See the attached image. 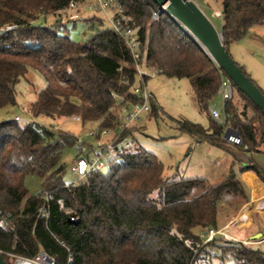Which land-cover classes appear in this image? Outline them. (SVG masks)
<instances>
[{
    "label": "trees",
    "instance_id": "1",
    "mask_svg": "<svg viewBox=\"0 0 264 264\" xmlns=\"http://www.w3.org/2000/svg\"><path fill=\"white\" fill-rule=\"evenodd\" d=\"M70 1L0 0V106L17 104L16 86L30 68L46 80L26 106L30 121L0 122V210L10 212L0 228V249L27 256L46 249L59 264L67 262L66 246L72 264H264V250L222 234L205 242L200 232L215 228L219 203L249 198L235 169L215 184L200 177L169 179L163 162L136 141L109 172L66 186L65 152L77 137L37 119L78 115L84 123L116 127L122 106L137 100L131 87L139 81L122 38L99 19L86 21L92 35L85 42L62 34L60 20L39 22ZM123 1L139 27L147 63L169 77L189 78L199 109L208 114L209 126L186 120L181 129L227 151L239 170L264 182V161L256 156L264 154L263 111L234 84L245 106L240 110L227 100L221 106L226 123L215 121L209 106L228 75L168 13L152 20V10H159L154 0ZM222 14L229 52L252 26L264 24V0H222ZM227 126L242 144L224 140ZM30 174L42 180L38 193L26 187ZM196 189L200 193L191 196Z\"/></svg>",
    "mask_w": 264,
    "mask_h": 264
},
{
    "label": "rangeland",
    "instance_id": "2",
    "mask_svg": "<svg viewBox=\"0 0 264 264\" xmlns=\"http://www.w3.org/2000/svg\"><path fill=\"white\" fill-rule=\"evenodd\" d=\"M195 1L221 31L222 18L215 15V10L222 11V0ZM57 20L63 24L59 31L76 41L85 42L92 35V29L86 22H63L59 14L42 17L39 22L52 26ZM229 53L264 90V24L252 26L240 41L229 46ZM45 85L44 76L38 70L30 68L26 77L22 78L16 86L17 104L0 106V122L16 116H19L21 121H30L32 118L27 112L26 106L36 97V91ZM147 85L156 96L157 109L155 113H143L141 120L131 128L138 145L154 153L163 162L166 178L200 177L206 179L209 184L217 183L221 173L229 164L230 154L207 142H199L196 136L181 129L182 123L186 120L208 125V114L199 109L190 79L169 77L158 73L147 79ZM232 102L240 110L246 104L245 99L237 94L236 87L235 98ZM212 104L222 106L223 98L220 93L215 96ZM37 120L58 132L72 133L76 137L81 136L88 142L92 139L86 135L87 132L92 127L98 126L96 122L84 123L77 121L72 116L60 120L46 117ZM74 156V146H71L65 152L67 170L64 179L66 182H74L76 179L68 169ZM109 170L104 169L102 172L107 173ZM25 184L31 194L38 193L42 189V180L33 174L26 176ZM200 191V189H196L191 196L200 193ZM200 232L203 233L205 242H207L208 232L206 230H200ZM222 233L221 231L219 234Z\"/></svg>",
    "mask_w": 264,
    "mask_h": 264
},
{
    "label": "built area",
    "instance_id": "3",
    "mask_svg": "<svg viewBox=\"0 0 264 264\" xmlns=\"http://www.w3.org/2000/svg\"><path fill=\"white\" fill-rule=\"evenodd\" d=\"M161 11L163 10L160 7L159 10L153 9L152 20H158ZM215 15L220 18L223 17L220 10H216ZM59 16L63 22H86L89 18L99 19L105 27L122 38L125 47L131 54L133 67L139 78V81L131 87V91L137 97V100L128 101L122 106L120 120L116 127H92L86 134L92 139L90 142L83 140L81 136L77 137L74 144L75 156L68 167L71 173L75 175L74 182H76L102 172L104 169H110L121 160L127 150L136 144L133 135L126 132L141 120L143 113L152 112L153 105L156 104V96L148 87L147 79L162 73L163 70L152 67L147 63L146 52L141 46L139 27L134 25V18L126 8L123 0H71L68 6L59 12ZM219 93L222 95L223 103L235 98V86L230 78L223 77ZM114 96L119 98L117 95ZM209 113L218 123H226V116L221 107L210 104ZM72 117L77 121H82L78 115ZM15 118L19 119L20 117L16 116ZM223 137L224 140L230 143L242 144L240 134L231 126L225 128ZM74 182H66V186L70 187ZM44 195L47 199L50 197L48 192ZM67 212L72 213L73 209L69 208ZM9 216L10 212L0 210V228L5 226ZM219 233L221 231L217 228L209 229L206 241L211 240ZM66 248L69 252L66 264H72L71 250L68 246ZM0 253L7 255L13 264H59L56 257L46 249H41L31 256L15 254L2 249H0Z\"/></svg>",
    "mask_w": 264,
    "mask_h": 264
},
{
    "label": "water",
    "instance_id": "4",
    "mask_svg": "<svg viewBox=\"0 0 264 264\" xmlns=\"http://www.w3.org/2000/svg\"><path fill=\"white\" fill-rule=\"evenodd\" d=\"M193 40L224 70L239 90L245 93L264 113V92L231 57L223 44V35L195 0H154ZM183 26L187 27L205 49ZM0 264H8L0 253Z\"/></svg>",
    "mask_w": 264,
    "mask_h": 264
},
{
    "label": "crops",
    "instance_id": "5",
    "mask_svg": "<svg viewBox=\"0 0 264 264\" xmlns=\"http://www.w3.org/2000/svg\"><path fill=\"white\" fill-rule=\"evenodd\" d=\"M222 24L221 19L220 30ZM207 126H209V119ZM256 156L264 161V154ZM231 169H235L243 181L249 198L231 196L219 203L215 228L222 231L227 240L242 241L248 246L264 250V182L253 171L239 170V164L231 155L229 164L221 173L218 182L225 179Z\"/></svg>",
    "mask_w": 264,
    "mask_h": 264
},
{
    "label": "bare ground",
    "instance_id": "6",
    "mask_svg": "<svg viewBox=\"0 0 264 264\" xmlns=\"http://www.w3.org/2000/svg\"><path fill=\"white\" fill-rule=\"evenodd\" d=\"M205 49H207L203 43L185 26H183Z\"/></svg>",
    "mask_w": 264,
    "mask_h": 264
}]
</instances>
